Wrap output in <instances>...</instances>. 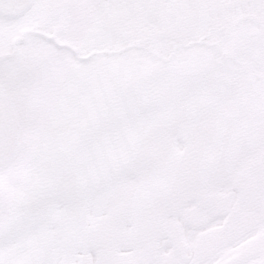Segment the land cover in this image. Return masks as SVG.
I'll return each mask as SVG.
<instances>
[{
  "label": "snow or ice",
  "instance_id": "1",
  "mask_svg": "<svg viewBox=\"0 0 264 264\" xmlns=\"http://www.w3.org/2000/svg\"><path fill=\"white\" fill-rule=\"evenodd\" d=\"M0 264H264V0H0Z\"/></svg>",
  "mask_w": 264,
  "mask_h": 264
}]
</instances>
